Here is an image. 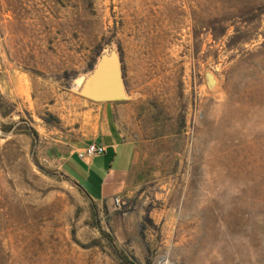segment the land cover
Segmentation results:
<instances>
[{"label": "rangeland", "instance_id": "374dc122", "mask_svg": "<svg viewBox=\"0 0 264 264\" xmlns=\"http://www.w3.org/2000/svg\"><path fill=\"white\" fill-rule=\"evenodd\" d=\"M111 43L130 96L113 121L162 155L116 197L135 213L113 198L95 220L43 152L90 132L68 89ZM146 206L151 264H264V0H0V264H118L101 232L144 264Z\"/></svg>", "mask_w": 264, "mask_h": 264}, {"label": "crops", "instance_id": "0c3cea01", "mask_svg": "<svg viewBox=\"0 0 264 264\" xmlns=\"http://www.w3.org/2000/svg\"><path fill=\"white\" fill-rule=\"evenodd\" d=\"M79 100L84 108L80 130L89 127L90 132L77 139L59 141L55 148L43 152V161L83 192L78 182L85 181L93 190L91 194L84 192L89 203L107 206L113 198L123 199L132 195L143 181L147 169L156 168L155 161L162 154L158 152L157 155L156 150L152 151V146L141 139H123L112 117V105L117 103ZM91 145L103 147V155L80 159L79 154Z\"/></svg>", "mask_w": 264, "mask_h": 264}, {"label": "water", "instance_id": "95a60500", "mask_svg": "<svg viewBox=\"0 0 264 264\" xmlns=\"http://www.w3.org/2000/svg\"><path fill=\"white\" fill-rule=\"evenodd\" d=\"M206 85L212 90L217 81L206 71ZM68 91L92 103H119L130 99L127 93L119 48L111 43L98 52L91 69L78 75Z\"/></svg>", "mask_w": 264, "mask_h": 264}, {"label": "trees", "instance_id": "16d2710c", "mask_svg": "<svg viewBox=\"0 0 264 264\" xmlns=\"http://www.w3.org/2000/svg\"><path fill=\"white\" fill-rule=\"evenodd\" d=\"M101 46H97L94 49V55L92 57V59L90 60L87 69H91L95 57L97 56L98 52L100 51ZM67 74H63V78H67ZM45 122L48 124H52V123H57V120L53 117H50L48 119H45ZM30 135L32 136V138H36V134L34 132H30ZM33 163L35 165V167L42 173H44L45 175H50L48 172H46L45 170H43L38 164L37 162L33 159ZM91 216L96 220L97 218V211H96V207L91 204ZM119 210L113 212V216H122L124 214H133L135 213L136 209H135V201L134 199L130 200V201H126V200H122L119 203ZM103 212L104 215L108 216V210H107V206L105 204H103ZM151 212V207L150 206H146L144 208V215L141 218V221L138 223L137 227H136V237L138 239V241L142 244L145 256H144V264H151V257H152V252L149 248V246L147 245V243L145 242V232L148 229H152V230H156V226L153 224L152 220L149 218V213ZM101 237L107 242V244L112 248V255L115 258V260L117 261L118 264H137V261L135 258L131 257H126L124 256L122 253L117 252L114 248H113V243H112V239L111 237L107 236L106 234L101 232ZM80 247H82L83 249H88L91 247H97L96 243H91L87 246H83L81 245Z\"/></svg>", "mask_w": 264, "mask_h": 264}, {"label": "built area", "instance_id": "2783aa9c", "mask_svg": "<svg viewBox=\"0 0 264 264\" xmlns=\"http://www.w3.org/2000/svg\"><path fill=\"white\" fill-rule=\"evenodd\" d=\"M104 153V149L101 146H97V145H91L89 147H87L84 152L79 154V158L84 160V159H88L94 156H101ZM114 203L116 206L119 205V200L117 198L114 199Z\"/></svg>", "mask_w": 264, "mask_h": 264}, {"label": "bare ground", "instance_id": "6f19581e", "mask_svg": "<svg viewBox=\"0 0 264 264\" xmlns=\"http://www.w3.org/2000/svg\"><path fill=\"white\" fill-rule=\"evenodd\" d=\"M11 49V48H10ZM12 54V53H11Z\"/></svg>", "mask_w": 264, "mask_h": 264}]
</instances>
